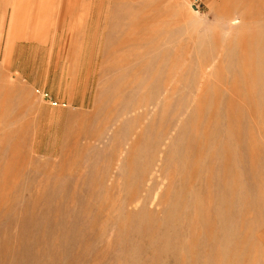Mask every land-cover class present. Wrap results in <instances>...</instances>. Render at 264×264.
I'll return each mask as SVG.
<instances>
[{"label": "rangeland", "instance_id": "1", "mask_svg": "<svg viewBox=\"0 0 264 264\" xmlns=\"http://www.w3.org/2000/svg\"><path fill=\"white\" fill-rule=\"evenodd\" d=\"M0 264H264V0H0Z\"/></svg>", "mask_w": 264, "mask_h": 264}]
</instances>
